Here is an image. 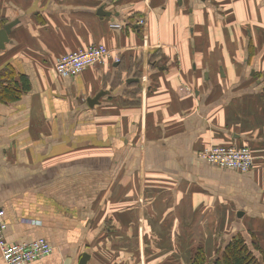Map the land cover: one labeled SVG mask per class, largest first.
<instances>
[{
    "label": "crops",
    "instance_id": "0c3cea01",
    "mask_svg": "<svg viewBox=\"0 0 264 264\" xmlns=\"http://www.w3.org/2000/svg\"><path fill=\"white\" fill-rule=\"evenodd\" d=\"M4 20L0 81L30 85L0 100L5 236L53 247L28 264H190L196 240L212 253L243 231L264 245V0H0ZM92 44L121 60L57 74ZM212 145L249 146L254 167L201 158Z\"/></svg>",
    "mask_w": 264,
    "mask_h": 264
},
{
    "label": "built area",
    "instance_id": "2783aa9c",
    "mask_svg": "<svg viewBox=\"0 0 264 264\" xmlns=\"http://www.w3.org/2000/svg\"><path fill=\"white\" fill-rule=\"evenodd\" d=\"M115 27L121 26L115 24ZM110 59L115 62L121 60L106 45L92 44L62 55L55 63V70L60 76L76 77L86 69L106 63ZM200 157L221 168H230L239 172H249L255 163V157L249 146L212 145L205 148L200 153ZM5 214V210L0 209V251L6 264H28L42 260L52 253L53 247L44 237L30 241L8 242L5 236L8 225Z\"/></svg>",
    "mask_w": 264,
    "mask_h": 264
},
{
    "label": "trees",
    "instance_id": "16d2710c",
    "mask_svg": "<svg viewBox=\"0 0 264 264\" xmlns=\"http://www.w3.org/2000/svg\"><path fill=\"white\" fill-rule=\"evenodd\" d=\"M4 22L8 23L5 20ZM5 23L0 25V28ZM152 57L153 53L151 54ZM16 76L19 79H16ZM29 88L30 85L26 76L23 74L16 75V71L10 67L4 72V78L0 81V100H17L21 93ZM262 96L264 97V90ZM219 248L220 252L217 251L218 254L212 257L204 242H196L195 247L191 249L190 264H264V245L254 234L238 232Z\"/></svg>",
    "mask_w": 264,
    "mask_h": 264
},
{
    "label": "water",
    "instance_id": "95a60500",
    "mask_svg": "<svg viewBox=\"0 0 264 264\" xmlns=\"http://www.w3.org/2000/svg\"><path fill=\"white\" fill-rule=\"evenodd\" d=\"M106 6H107V2L102 4L97 10L98 15H100L101 17H106V16L110 17L113 15V12L110 10H107ZM18 22H19V20H13V21L6 23L3 27L0 28V48L1 49H5L6 44L11 41L10 40V34H11L13 28L18 24ZM206 76L208 77V73H206ZM129 81H132V79H130ZM135 81H139V80L136 79ZM263 90H264V88H263ZM104 95H105V91H100L94 97L88 98L89 104L91 106H95L96 104H98L100 102V99ZM242 215H243V212L240 211L238 213V217L241 218ZM243 233L246 234V231H243ZM90 257H91L90 253H88V252L83 253L78 264H88ZM64 264H71V259L68 258Z\"/></svg>",
    "mask_w": 264,
    "mask_h": 264
},
{
    "label": "rangeland",
    "instance_id": "374dc122",
    "mask_svg": "<svg viewBox=\"0 0 264 264\" xmlns=\"http://www.w3.org/2000/svg\"><path fill=\"white\" fill-rule=\"evenodd\" d=\"M212 68H213L214 71H216L217 70L216 64H212ZM248 85H250V84H244V85H242L243 86L242 88L247 87ZM219 94L220 93H218V95H216V96H219ZM237 224H240V223L237 222ZM233 235H236V233L233 234ZM230 239L231 238H229V239L221 238V239L213 240V243L215 244V246H214L213 249H211V250H213V252L212 253L209 252L210 253V256H212V257L216 256L218 254V252H220L219 251L220 250L219 247H221V245H225ZM199 241H202V242L206 243V240H196V242H199ZM207 242H209V240H207ZM151 257H154V256H151ZM150 262H151V260H150ZM183 263H184V261L182 259L175 258L173 256H166L165 257V261H164V264H183Z\"/></svg>",
    "mask_w": 264,
    "mask_h": 264
}]
</instances>
